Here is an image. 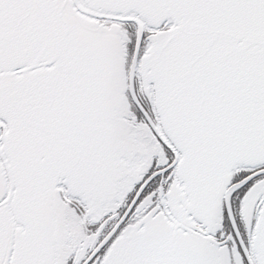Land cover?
Returning a JSON list of instances; mask_svg holds the SVG:
<instances>
[{
    "label": "snow or ice",
    "instance_id": "6c2138e0",
    "mask_svg": "<svg viewBox=\"0 0 264 264\" xmlns=\"http://www.w3.org/2000/svg\"><path fill=\"white\" fill-rule=\"evenodd\" d=\"M0 264H264V0H0Z\"/></svg>",
    "mask_w": 264,
    "mask_h": 264
}]
</instances>
